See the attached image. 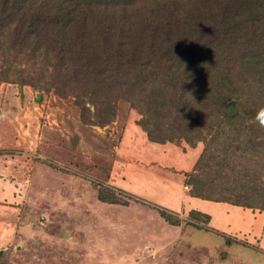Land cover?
Here are the masks:
<instances>
[{
	"label": "trees",
	"instance_id": "16d2710c",
	"mask_svg": "<svg viewBox=\"0 0 264 264\" xmlns=\"http://www.w3.org/2000/svg\"><path fill=\"white\" fill-rule=\"evenodd\" d=\"M263 45L264 0H0V84L43 83L54 68L60 94L76 97L84 121L97 126L113 121L115 103L124 98L144 117L150 141L206 143L187 175L192 197L261 212ZM232 102L238 115L231 118ZM145 108L169 125L151 131ZM227 142L224 159L210 167ZM245 181L257 189L246 191ZM117 192L101 189L98 200L128 206ZM160 213L180 226L176 215ZM195 215L209 224V216Z\"/></svg>",
	"mask_w": 264,
	"mask_h": 264
},
{
	"label": "rangeland",
	"instance_id": "374dc122",
	"mask_svg": "<svg viewBox=\"0 0 264 264\" xmlns=\"http://www.w3.org/2000/svg\"><path fill=\"white\" fill-rule=\"evenodd\" d=\"M258 48L262 47L255 50ZM246 56L250 58L249 51ZM21 65L25 69L26 64ZM53 76L51 68L43 83L32 81L35 86L0 84V180L5 189L10 184L15 192L11 209L0 213L4 224L10 222L13 236L12 243L9 240L2 248L5 251L0 259L5 264H264L262 217L258 218L259 227L253 218L254 230L234 237L223 233L219 224L208 228L206 219L198 215L178 213L175 218L180 226L175 227L160 213H169L175 204L180 180L160 186L157 179L164 176L146 174L166 163L173 165L181 152L198 147L202 151L196 166L206 143L194 141L192 146L180 138L165 144L150 141L140 124L144 117L124 98L115 103L116 115L109 124L85 122L76 97L60 94V81ZM234 108L238 115L235 103ZM145 123L153 132L169 125L166 119L157 120L154 111H146ZM224 131L229 137V130ZM218 132V128L213 129L208 140ZM149 144L166 146L169 151L166 156L151 153L163 158L149 162ZM228 145L221 144L220 157L212 160L210 167H217L224 159L223 148ZM128 178H133L131 183L138 179L145 185L134 184L138 189L134 192L123 190L122 180ZM244 184L248 192L257 189L247 181ZM101 189L119 191L128 206L101 203ZM187 192L191 194V186ZM251 196L253 202L260 200ZM257 204L264 208V204ZM240 208L258 210L264 216L259 209Z\"/></svg>",
	"mask_w": 264,
	"mask_h": 264
},
{
	"label": "crops",
	"instance_id": "0c3cea01",
	"mask_svg": "<svg viewBox=\"0 0 264 264\" xmlns=\"http://www.w3.org/2000/svg\"><path fill=\"white\" fill-rule=\"evenodd\" d=\"M167 150L169 151L166 146H160L158 148V146L155 144H149L147 148V153H150H148L149 156H147L148 161L150 162V160L153 159L158 161L160 158H163L162 156H166L165 154L168 153ZM155 151L160 152L162 156L159 154L157 158L154 157L152 154ZM201 151L202 150L198 147L196 149H191L190 151H183L181 152V157L177 154L179 156L177 157L178 160L174 159V163H172L173 165H170V162L168 164L166 163L164 166H162L163 168L157 169L153 172L149 171V174H146V177L148 175H155L157 178L164 176V179L162 180L157 179L160 186H168V183L172 179H175L176 181L178 180V182L180 180V184L178 183L180 185V193L175 196V199L173 198L175 204L171 205V209L169 208L171 211L169 210V213L177 215L178 213H191L195 211L210 217L208 228H212L216 224H219L221 230L225 234H232L234 237L236 235L243 236L244 234H249L251 230H254L251 224V219L254 218V224L258 227L260 226V221L258 218L261 219L262 217L264 219V216H262L263 214L260 215L258 210H244L238 206L229 205L226 203H217L196 199L192 197L189 192H187L188 190H186V187H188V185L186 184V175L194 169L195 163L200 156ZM162 162L166 161L163 159ZM3 170L4 168L2 167L1 172ZM132 179L133 178L122 180L123 185H121V188L129 192L138 190L135 188L134 184L142 183V181L136 179L134 183H131L130 181ZM149 184L153 185L154 181ZM149 184L147 183V185ZM142 185L145 184L142 183ZM4 187V181L0 180V188H2L0 190V213H4V209H11L12 201H15V192H13L14 190L11 188L13 186L8 184L6 189ZM146 202L149 203L150 201ZM6 205H8V207ZM1 219L3 221L5 220L4 217ZM9 224L10 222L4 224L0 220V255H2L5 251L2 248L9 245V243H12L13 241V236L9 231L12 226H9ZM9 240L10 242L8 243Z\"/></svg>",
	"mask_w": 264,
	"mask_h": 264
},
{
	"label": "water",
	"instance_id": "95a60500",
	"mask_svg": "<svg viewBox=\"0 0 264 264\" xmlns=\"http://www.w3.org/2000/svg\"><path fill=\"white\" fill-rule=\"evenodd\" d=\"M228 116L229 117H235L237 115V112L234 108V102L230 103L228 106V110H227Z\"/></svg>",
	"mask_w": 264,
	"mask_h": 264
},
{
	"label": "clouds",
	"instance_id": "9594fccd",
	"mask_svg": "<svg viewBox=\"0 0 264 264\" xmlns=\"http://www.w3.org/2000/svg\"><path fill=\"white\" fill-rule=\"evenodd\" d=\"M260 115H264V109H261ZM261 126H264V120L260 121Z\"/></svg>",
	"mask_w": 264,
	"mask_h": 264
},
{
	"label": "built area",
	"instance_id": "2783aa9c",
	"mask_svg": "<svg viewBox=\"0 0 264 264\" xmlns=\"http://www.w3.org/2000/svg\"><path fill=\"white\" fill-rule=\"evenodd\" d=\"M186 190H188V187H186Z\"/></svg>",
	"mask_w": 264,
	"mask_h": 264
}]
</instances>
